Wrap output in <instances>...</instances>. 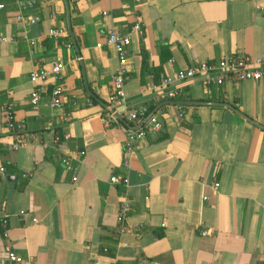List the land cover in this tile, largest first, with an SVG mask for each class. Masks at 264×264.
I'll return each instance as SVG.
<instances>
[{
	"label": "crops",
	"instance_id": "crops-1",
	"mask_svg": "<svg viewBox=\"0 0 264 264\" xmlns=\"http://www.w3.org/2000/svg\"><path fill=\"white\" fill-rule=\"evenodd\" d=\"M67 1L80 56L64 0H38L26 11L35 23L16 21L9 1L0 11L1 144L15 139L3 123L6 104L25 124L18 148H0V256L13 249L30 264H264V129L223 105L164 103L154 112L161 128L126 150L127 128L140 122L111 124L95 99L122 111L123 103L108 102L117 67L108 29L130 34L125 105L153 111L161 74L173 78L178 68L231 53L264 58V0ZM137 15L141 29L130 30ZM57 59L65 91L52 106L53 78L34 83L29 72ZM175 83L184 92L174 101L229 103L264 126L263 80L209 91L198 80ZM35 88L42 99L33 108ZM113 173L126 184L111 183ZM121 194L131 200L122 231Z\"/></svg>",
	"mask_w": 264,
	"mask_h": 264
},
{
	"label": "built area",
	"instance_id": "built-area-1",
	"mask_svg": "<svg viewBox=\"0 0 264 264\" xmlns=\"http://www.w3.org/2000/svg\"><path fill=\"white\" fill-rule=\"evenodd\" d=\"M8 1L13 3L16 7L15 14L13 15V18L16 21L27 23H35L37 21L38 18L36 16L30 15L26 11L37 6L38 0H0V11L5 9ZM73 1L78 2L88 0ZM129 28L130 30L141 29V21L138 15ZM60 32L61 30L57 28L50 30V33L53 36ZM22 37L30 44L33 43L32 39L28 37V35L24 34ZM0 39L5 40L6 38L1 36ZM105 41L107 44L112 46L117 58V67L111 77V92L108 95V102L115 104L123 103L122 111L112 108L113 110L110 113V116L113 121L119 120L116 116L119 115L121 118L125 117L128 122L135 121L141 123V125L137 128H127L125 136V149L130 150L131 140H143L149 132H155L161 128V123L154 115V112H156L158 108L144 120V118L149 114L147 108L137 111L136 109L129 108L125 105L123 88L125 83L131 77L128 61V46L130 44L129 30L121 32L114 26L106 31ZM30 53H32V51ZM64 66L65 64L63 61L57 59L48 65L39 66L36 64L29 72V80L34 83L46 81L49 77L53 78L52 86L49 92V103L52 106H60L62 103L65 91V85L62 81V70ZM188 80H198L208 91L213 87H220L226 82L238 83L247 80L254 82H258L260 80L264 81V58H252L247 53H231L219 60H201L186 67L178 68L173 78L166 74H161L158 81L152 85V104L157 106L163 102L179 99L184 91L182 87L178 86L175 82L184 83ZM41 99L42 94L40 89L35 88L32 90L29 96V102L33 108L37 107ZM176 107L178 109V115L182 116L184 113L183 107ZM2 112L4 126L13 133L15 139L6 145H2L0 142V148L4 147L7 150H14L23 143V131L25 129V124L23 121L16 118L11 103L6 104L3 107ZM60 161L65 169L74 171V166L66 157L61 158ZM123 165L125 168L128 167L126 158L123 161ZM0 170L5 171V168L1 166ZM109 180L113 184L119 183L125 185L127 182L126 176L119 175L118 173H113ZM217 184L218 183L215 182L214 186H217ZM202 198L203 200L207 199L204 195ZM130 210V198L125 194H121L117 211L119 221L118 228L120 231L125 229L124 221ZM2 222L4 225L6 221L3 220ZM207 233V229H200L201 235H205ZM103 251H107V248L104 247ZM30 261L31 259L29 257H24L13 249H7L6 253L3 256H0V264H30ZM91 264L98 263L97 261H93Z\"/></svg>",
	"mask_w": 264,
	"mask_h": 264
},
{
	"label": "water",
	"instance_id": "water-1",
	"mask_svg": "<svg viewBox=\"0 0 264 264\" xmlns=\"http://www.w3.org/2000/svg\"><path fill=\"white\" fill-rule=\"evenodd\" d=\"M64 3H65V15H66V25H67V29H68V32H69V35H70V38H71V42L73 44V47L75 49V52L77 53L78 56H80V53H79V50H78V47H77V44H76V41H75V38L72 34V30H71V23H70V10H69V4H68V1L67 0H64ZM85 83V86H86V89L87 91H89L88 87H87V84L86 82ZM89 94L91 96H94L90 91H89ZM95 99L100 103L102 104L105 108H107L110 112H112V108L106 104L105 102H103L102 100H100L99 98L95 97ZM164 103H168V104H207V105H223V106H226L230 109H232L235 113H237L239 116L243 117L244 119H246L247 121L253 123L254 125L260 127L261 129H264V126L261 125L260 123L252 120L251 118H249L248 116L244 115L243 113H241L240 111H238L237 109H235L232 105H230L229 103H225V102H201V101H168V102H163V103H160L159 105H157L153 111H151L145 118L147 119L157 108H159L161 105H163ZM117 118L122 121L123 123H126L123 121V119L119 116V115H116ZM141 125V123H139L137 126L133 127V128H137Z\"/></svg>",
	"mask_w": 264,
	"mask_h": 264
},
{
	"label": "trees",
	"instance_id": "trees-1",
	"mask_svg": "<svg viewBox=\"0 0 264 264\" xmlns=\"http://www.w3.org/2000/svg\"><path fill=\"white\" fill-rule=\"evenodd\" d=\"M141 55H142V69H144V67L147 64V51L144 48V46L141 47ZM153 109V107H149L148 112L151 111ZM123 121L126 122L127 120L123 118ZM111 124H115V125H122L125 124L120 120L117 121H111Z\"/></svg>",
	"mask_w": 264,
	"mask_h": 264
}]
</instances>
